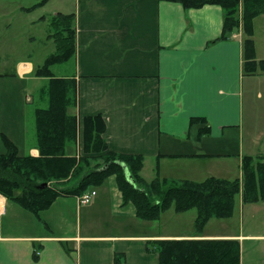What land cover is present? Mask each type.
I'll return each instance as SVG.
<instances>
[{"label": "crops", "instance_id": "0c3cea01", "mask_svg": "<svg viewBox=\"0 0 264 264\" xmlns=\"http://www.w3.org/2000/svg\"><path fill=\"white\" fill-rule=\"evenodd\" d=\"M9 1L0 0V17L35 15L27 18L29 27L49 30V17L75 15L74 58L57 75L56 66L51 67L53 77L76 84V104L68 113L78 120V139L67 146L68 156L82 154L83 119L101 116L108 151L143 156L141 176L147 182L156 176L192 182L241 178V158L255 154L259 137L251 135V147H244L243 36L236 33L231 41L212 43L221 34L219 7L185 10L160 0H60L64 9H53L58 6L49 0L26 12L37 0L28 7ZM261 20L264 15L253 22L254 45ZM15 26L4 21L0 30V154L5 153V137L19 156L38 157L34 111L46 107L41 91L48 80L32 73L53 51L18 56L19 48L8 36ZM48 35L43 44L50 50L48 43H54ZM35 101L30 124L25 108ZM191 118H204L209 133L198 137ZM146 168L150 174H144ZM200 176L205 178L198 181ZM92 191L96 194L89 203L58 198L38 218L0 195V264H158L157 254L146 251L147 243L184 239L237 240L240 264H257L252 253L244 260V244L264 246V237L251 235L142 231L133 205L121 207L114 177ZM125 224L135 229L122 231Z\"/></svg>", "mask_w": 264, "mask_h": 264}, {"label": "trees", "instance_id": "16d2710c", "mask_svg": "<svg viewBox=\"0 0 264 264\" xmlns=\"http://www.w3.org/2000/svg\"><path fill=\"white\" fill-rule=\"evenodd\" d=\"M49 0H37L26 12L44 6ZM179 4L183 9L217 6L222 11L219 38L226 42L241 32L242 75H264V60L256 61L252 39L256 18L264 15V0H160ZM48 39L54 51L32 75L48 80L41 91L44 108L34 111V132L38 157H21L16 147L2 138L5 153L0 154V195L36 218L58 198L80 197L114 177L121 195V207L133 205L139 221H158L172 209L176 214L196 211L193 228L200 236L211 219L233 216L236 199L244 204L264 203V158H241V178L226 180L209 177L201 182L168 180L156 176L145 181L141 176L144 157L108 151L102 135L101 116L82 121V154L68 156L66 148L78 139V120L68 110L76 104V84L70 78H55L51 67L64 64L75 55V15L57 13L48 19ZM197 135L209 133L204 118H191ZM174 157V156H171ZM76 180L73 187L67 183ZM66 185V186H65ZM147 252L157 254L158 264H240V245L233 239L155 240L147 243ZM118 262V260H115Z\"/></svg>", "mask_w": 264, "mask_h": 264}, {"label": "rangeland", "instance_id": "374dc122", "mask_svg": "<svg viewBox=\"0 0 264 264\" xmlns=\"http://www.w3.org/2000/svg\"><path fill=\"white\" fill-rule=\"evenodd\" d=\"M13 6L14 5H24V7H28L34 3V0H10L9 1ZM52 6L55 4L58 7L53 9H64V1L53 0ZM62 6V7H61ZM60 11V10H59ZM35 17V15H31ZM31 16H25L18 12L12 13L8 18L4 19L0 17V30H2V26L4 25V21H13L17 26L12 27L8 33L10 36L11 42L14 45H17L19 48L17 50L18 56H26L34 53H38L40 56L48 55L52 51H54V46L51 42H49V46H52L49 50V47L43 44L44 35L50 32V28L48 30V26L43 29L41 25L35 27H29L27 23V18ZM26 18V19H25ZM259 22V21H258ZM24 25V26H23ZM47 30V31H46ZM241 34V32H239ZM242 35V34H241ZM34 36L35 42H29V37ZM233 37H236L234 34ZM242 41V40H241ZM255 59L256 61L264 60V20H261L257 24V33L255 37ZM57 69L55 71V75L58 73H62L66 67L64 64L56 65ZM242 84V118H243V129L241 131L244 141V147L248 150L251 147V143L249 142V138L251 135L255 134L259 137L258 145L255 146V154H253V158L255 160H260L264 158V76H245L243 78ZM38 106L36 101L33 104H28L25 108L26 115L33 121L32 111L34 108ZM34 127V125H33ZM262 137V139H261ZM254 146V145H253ZM246 151V150H245ZM150 174L149 168H146L144 174ZM221 176L220 174H218ZM238 176V174H237ZM231 177V176H230ZM205 177L200 176L198 181L203 180ZM233 179V178H229ZM76 184V180H72L67 183L66 187H73ZM92 191V190H89ZM95 211L98 207L92 208ZM107 217V216H106ZM196 217V211L189 210L182 214H176L172 209L166 211L158 221L154 222H145L138 221L140 223L137 228L142 231H148L149 233L157 234H195L193 228V221ZM105 218V215H104ZM100 219V218H99ZM119 224L118 221H116ZM99 225V224H96ZM106 225H108L106 223ZM101 226V225H100ZM105 226V225H104ZM122 227L123 229H130L133 231L135 227H131L129 224H125ZM118 227H116L117 229ZM203 234L205 235H222V234H234V235H251L255 237H264V203L259 204H244L242 205L239 199H236L235 209L233 216L229 219L217 220L211 219L205 225ZM258 243L252 244H244V260L249 256V253H252V257L254 258L257 264L264 263V246L257 245ZM261 244V243H260ZM264 244V242H263ZM254 248H251L253 247ZM251 251V252H250Z\"/></svg>", "mask_w": 264, "mask_h": 264}, {"label": "built area", "instance_id": "2783aa9c", "mask_svg": "<svg viewBox=\"0 0 264 264\" xmlns=\"http://www.w3.org/2000/svg\"><path fill=\"white\" fill-rule=\"evenodd\" d=\"M95 194V191H88L82 196L78 197V201L80 204H87L95 196Z\"/></svg>", "mask_w": 264, "mask_h": 264}]
</instances>
